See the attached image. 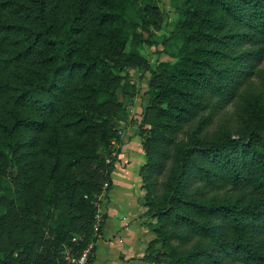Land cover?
Wrapping results in <instances>:
<instances>
[{"label":"trees","instance_id":"obj_1","mask_svg":"<svg viewBox=\"0 0 264 264\" xmlns=\"http://www.w3.org/2000/svg\"><path fill=\"white\" fill-rule=\"evenodd\" d=\"M171 4L177 20L165 37L175 53L149 65L150 113L138 122L147 158L142 206L156 220L147 258L264 264V92L240 97L238 132H207L264 62V0ZM152 6L0 0V264H64L102 235L108 213L98 233L96 214L112 190L107 160L115 165L114 123L122 120L112 87L135 35L133 15L154 29ZM100 171L110 187L90 203ZM58 198L66 209L54 214ZM10 207L25 221L6 245ZM43 213L53 216L42 226Z\"/></svg>","mask_w":264,"mask_h":264},{"label":"rangeland","instance_id":"obj_2","mask_svg":"<svg viewBox=\"0 0 264 264\" xmlns=\"http://www.w3.org/2000/svg\"><path fill=\"white\" fill-rule=\"evenodd\" d=\"M134 1L138 6H140L143 0ZM153 2L154 6L149 8V13L155 20V28L152 29L148 25L142 24V22H140L137 17L133 15L135 35L126 48L125 53L128 57L124 56L121 59L123 70L119 74L120 79L112 87L116 93L118 101L122 105L120 112L122 120L114 123V130L117 135L112 139L113 142L111 149L114 152L113 156H117L114 166H112V159L107 160L108 171L112 170V167L115 169L116 166L126 168L128 164L131 163L130 161H127L128 159H131V155L126 147L132 142L133 138H137L139 141L137 145L139 149L134 150V152L139 151L140 156L146 159L145 163L147 161L146 152L144 150L145 141L140 136H137V133L139 132L138 122L144 119L145 114L150 113V100L146 96L151 77V73L148 68L153 62L154 57L158 59V62L173 60L172 55L175 53V48L169 44L167 37L165 36L169 35L172 31L174 22L177 20L171 0H153ZM260 72H264V62L257 66L255 71L256 74L248 79L245 85L241 87L238 97L234 99L235 101L228 103L225 106H221L218 110H216L217 115L214 117L211 126L207 130L209 135H216L218 132L221 133V131H225L230 134L238 132L241 127V112L239 110V102L241 101L240 97L249 93L257 94L264 92V83L262 80L263 76L261 77ZM195 128L196 125H192V127L185 129L186 131H189L194 130ZM119 149L121 150L120 154L117 152ZM105 178L106 171H100L98 180L96 181L97 188L92 195L87 197L88 202L90 201L91 203L92 198L95 194H97V189L100 186L103 187V190L105 191L108 187H110ZM140 179L142 183V191L140 194L142 196L141 205H143L145 203L146 188L141 176ZM164 179L165 177H161L160 181H163ZM10 181L13 186V190L15 191L16 179L12 180L10 178ZM118 189H121L119 185ZM12 194L4 196L3 204L8 205L9 200L13 198ZM107 205L108 199H105V211H107ZM54 209V214L65 211V200L63 198H58ZM52 216V214L48 216L43 213L40 216V225L43 226L44 221L46 222L48 217ZM149 219H151L150 221H154V224L156 223V220H153L152 218ZM7 220L11 225V230H8L5 235L6 245L11 242L18 241L19 232L24 225L25 219L21 218L20 213L17 210L10 207ZM10 238H14V240L12 241Z\"/></svg>","mask_w":264,"mask_h":264},{"label":"crops","instance_id":"obj_3","mask_svg":"<svg viewBox=\"0 0 264 264\" xmlns=\"http://www.w3.org/2000/svg\"><path fill=\"white\" fill-rule=\"evenodd\" d=\"M138 142L133 138L126 147L131 155L127 161L131 163L126 168L116 166L112 173L108 219L96 243L92 264H154L147 258L148 246L156 239V234L151 226L154 221L144 216L146 209L141 205L139 172L146 159L139 151L134 152L139 149Z\"/></svg>","mask_w":264,"mask_h":264},{"label":"built area","instance_id":"obj_4","mask_svg":"<svg viewBox=\"0 0 264 264\" xmlns=\"http://www.w3.org/2000/svg\"><path fill=\"white\" fill-rule=\"evenodd\" d=\"M105 201V200H104ZM96 206H100L99 203L95 204ZM104 208L99 210V212L96 214V224L94 226V232L98 233L100 229V224L103 219V213H104ZM74 241L79 242L78 239H74ZM96 244L93 242H90L82 251L76 254H68L65 256L64 259V264H88L89 262V257L95 249Z\"/></svg>","mask_w":264,"mask_h":264}]
</instances>
